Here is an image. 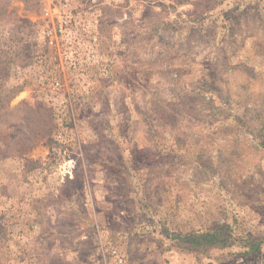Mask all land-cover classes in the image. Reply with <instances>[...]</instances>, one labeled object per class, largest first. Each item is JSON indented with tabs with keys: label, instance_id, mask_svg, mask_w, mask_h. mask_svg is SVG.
<instances>
[{
	"label": "rangeland",
	"instance_id": "374dc122",
	"mask_svg": "<svg viewBox=\"0 0 264 264\" xmlns=\"http://www.w3.org/2000/svg\"><path fill=\"white\" fill-rule=\"evenodd\" d=\"M7 3L0 264H264V0Z\"/></svg>",
	"mask_w": 264,
	"mask_h": 264
},
{
	"label": "trees",
	"instance_id": "16d2710c",
	"mask_svg": "<svg viewBox=\"0 0 264 264\" xmlns=\"http://www.w3.org/2000/svg\"><path fill=\"white\" fill-rule=\"evenodd\" d=\"M7 0H0V17L2 14L5 13V8L7 6ZM18 87V86H16ZM10 93H4L5 90H9ZM17 88H14V86H10V88H6L5 85L0 86V112L4 109L7 110V115L12 116L14 106L10 104L11 101L14 98V94ZM22 103V101H21ZM33 114V112L28 114V117H30ZM4 115V113H0V119ZM40 127L36 128V131L33 132L31 135H44L48 136L51 133L50 128H47L50 124V121L48 118L44 117V119L40 122ZM166 237L172 239L178 240L180 243H186L188 245L187 247H191L193 249H202V248H209V247H224L228 243V238L230 237V229L228 227L225 228H214L213 230H207L200 233H190L186 236H177L174 234H168L165 233ZM264 242V240H244L242 243L244 244V247H246V254H258L260 250L261 244Z\"/></svg>",
	"mask_w": 264,
	"mask_h": 264
},
{
	"label": "built area",
	"instance_id": "2783aa9c",
	"mask_svg": "<svg viewBox=\"0 0 264 264\" xmlns=\"http://www.w3.org/2000/svg\"><path fill=\"white\" fill-rule=\"evenodd\" d=\"M106 264H124V260L115 249H112L109 254V262L107 261Z\"/></svg>",
	"mask_w": 264,
	"mask_h": 264
}]
</instances>
